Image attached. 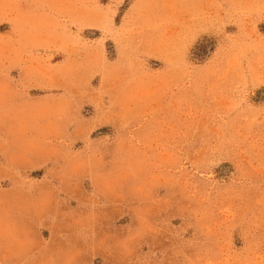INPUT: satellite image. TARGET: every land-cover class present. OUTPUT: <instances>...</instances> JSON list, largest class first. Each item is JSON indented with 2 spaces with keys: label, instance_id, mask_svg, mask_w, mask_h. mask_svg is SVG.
I'll use <instances>...</instances> for the list:
<instances>
[{
  "label": "rangeland",
  "instance_id": "1",
  "mask_svg": "<svg viewBox=\"0 0 264 264\" xmlns=\"http://www.w3.org/2000/svg\"><path fill=\"white\" fill-rule=\"evenodd\" d=\"M0 264H264V0H0Z\"/></svg>",
  "mask_w": 264,
  "mask_h": 264
}]
</instances>
